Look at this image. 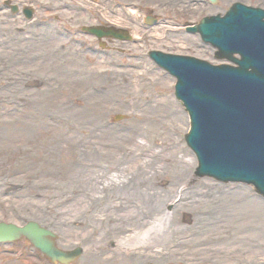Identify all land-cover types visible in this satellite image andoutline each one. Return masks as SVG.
<instances>
[{
  "label": "rangeland",
  "instance_id": "rangeland-1",
  "mask_svg": "<svg viewBox=\"0 0 264 264\" xmlns=\"http://www.w3.org/2000/svg\"><path fill=\"white\" fill-rule=\"evenodd\" d=\"M4 1L0 222L50 228L61 248L84 249L78 264H264V199L252 187L197 178L175 79L149 57L161 51L223 64L186 26L235 3L264 10V0H11L34 8L31 21L12 16ZM148 15L157 23L147 25ZM94 25L133 39L101 48L81 31ZM169 96L184 132H164L156 121V129H140L147 106L170 128ZM116 136L134 147L120 141L115 152ZM173 152L189 165L183 179ZM145 161L154 165L146 181ZM0 264L49 263L20 240L0 245Z\"/></svg>",
  "mask_w": 264,
  "mask_h": 264
},
{
  "label": "water",
  "instance_id": "water-1",
  "mask_svg": "<svg viewBox=\"0 0 264 264\" xmlns=\"http://www.w3.org/2000/svg\"><path fill=\"white\" fill-rule=\"evenodd\" d=\"M12 11L17 14L18 7ZM24 14L31 20L34 10L25 8ZM156 22L146 19L148 25ZM82 31L99 40H132L127 31L112 27H84ZM188 31L200 34L204 43L217 49L216 58L230 64L214 66L156 51L149 55L177 80L176 98L191 121L185 140L198 161L196 176L253 186L264 198V10L236 3L224 16L204 18ZM122 119L115 117V121ZM22 238L51 264H72L82 257L81 248L60 249L57 236L36 222L0 223V244Z\"/></svg>",
  "mask_w": 264,
  "mask_h": 264
},
{
  "label": "bare ground",
  "instance_id": "bare-ground-1",
  "mask_svg": "<svg viewBox=\"0 0 264 264\" xmlns=\"http://www.w3.org/2000/svg\"><path fill=\"white\" fill-rule=\"evenodd\" d=\"M168 90H170V89H168ZM169 93V92H168ZM168 95V94H167ZM171 97L169 96V97H166V99H165V101H166V104L164 103L163 105H168V107H169V105H170V107L168 108V107H165V108H168L169 109V112L170 113H175V115H174V117H175V119H174V117H173V122L171 123V126H170V128H167V127H169V125L170 124H167V123H163L162 121H159L158 119H160L159 118V116L158 115H156L155 113H154V111H152V109L151 108H149L148 106L147 107H145L144 108V111L142 112V115H140L139 116V120H144V124L142 125V126H140L139 128L140 129H144V130H154V129H156V127H157V124H156V122L158 123V125L160 124V125H162L163 127H162V130L164 131V132H167V131H169V129H170V132L172 133L173 132V135L175 134V132L176 131H179V132H184V130H183V128H182V124L180 125V123H182V118H183V116L179 113V111H178V108L176 107V105L173 103L172 104V100L170 99ZM171 100V101H170ZM162 101V100H161ZM159 113H160V111H159ZM161 117H163V115H160ZM185 117H186V115H185ZM156 121V122H155ZM188 128H189V125L187 126ZM188 128H187V130H188ZM170 139L173 141L170 145H172L173 146V148H176V149H178L179 148V142H178V140L177 141H175L174 139H173V137L171 138V136H170ZM120 141H125L124 139H121V138H119V137H115V140H114V143H113V145H112V149L116 152V151H119L120 150ZM134 145H135V143L133 144V145H131V146H129L127 143H126V141H125V146L127 147V148H129V147H134ZM135 148L137 149H140L141 148V146H139V145H136L135 146ZM173 154L175 155V161H176V168H180V171L182 172V176H181V179H183V177L185 178L186 177V175L189 173L188 171H189V165H187L185 162H184V160H183V156H181V158H180V156H178V154L176 153V152H173ZM91 157H93L92 155H91ZM93 160V158H88L87 160H86V163H88V162H91ZM135 164H136V161L134 162ZM195 164V163H194ZM152 166H154L153 164H151V162H149V161H145L144 162V167L145 168H142V169H140V171H142V175H141V177H144L143 179L146 181L147 179H149L150 177H151V172H146L147 171V169L148 168H152ZM161 169V168H160ZM133 176V175H132ZM131 176V177H132ZM137 179H138V177H137ZM138 181V180H137ZM136 181V182H137ZM136 182H135V180H134V178L132 177V179H130V178H128L127 177V179H126V184H127V186L128 187H132V189L133 190H135L136 189ZM160 200V201H159ZM159 200H158V211H159V207H160V209L163 207V202H164V199H162V198H159Z\"/></svg>",
  "mask_w": 264,
  "mask_h": 264
}]
</instances>
